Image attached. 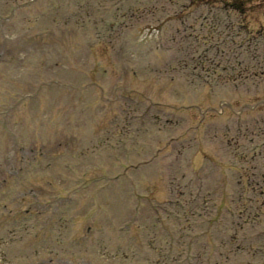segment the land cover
Here are the masks:
<instances>
[{
    "label": "rangeland",
    "instance_id": "rangeland-1",
    "mask_svg": "<svg viewBox=\"0 0 264 264\" xmlns=\"http://www.w3.org/2000/svg\"><path fill=\"white\" fill-rule=\"evenodd\" d=\"M189 3L0 0V264H264V0Z\"/></svg>",
    "mask_w": 264,
    "mask_h": 264
},
{
    "label": "flooded vegetation",
    "instance_id": "flooded-vegetation-1",
    "mask_svg": "<svg viewBox=\"0 0 264 264\" xmlns=\"http://www.w3.org/2000/svg\"><path fill=\"white\" fill-rule=\"evenodd\" d=\"M29 194H30V196L32 197V199L34 200L35 203L38 202L39 196H38V194H37L36 192H34V191H29ZM24 196H25V194H24ZM22 199H23V197L20 198V201H21ZM39 213H40V212H39Z\"/></svg>",
    "mask_w": 264,
    "mask_h": 264
}]
</instances>
